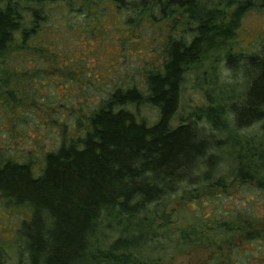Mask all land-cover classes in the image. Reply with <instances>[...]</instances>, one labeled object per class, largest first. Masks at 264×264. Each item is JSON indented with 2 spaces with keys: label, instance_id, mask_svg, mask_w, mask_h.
<instances>
[{
  "label": "trees",
  "instance_id": "1",
  "mask_svg": "<svg viewBox=\"0 0 264 264\" xmlns=\"http://www.w3.org/2000/svg\"><path fill=\"white\" fill-rule=\"evenodd\" d=\"M105 1L139 33L166 30L162 58L139 84L77 109L69 88L94 68L50 29L76 14L73 1L0 0V202L29 214L19 264H149L165 240L168 252L213 249L204 264H264V39L250 54L230 48L264 0ZM223 58L236 82L220 80ZM203 68L205 100L175 124L186 75Z\"/></svg>",
  "mask_w": 264,
  "mask_h": 264
},
{
  "label": "rangeland",
  "instance_id": "2",
  "mask_svg": "<svg viewBox=\"0 0 264 264\" xmlns=\"http://www.w3.org/2000/svg\"><path fill=\"white\" fill-rule=\"evenodd\" d=\"M70 1H73L75 5L74 12L76 14H73L72 18L69 21L66 20V22L76 26L72 31H67L64 28L66 22L56 18V20L53 19V25L50 29L58 30L63 35V37H60V45H58L62 47L66 44L72 57L78 58L80 62L83 61L88 67V74L94 68V73H91L90 77L85 76L86 80L83 81L75 80L69 88L77 109L81 103L85 104L86 109H90L98 106L103 97L115 87H127L132 82L139 84V81L144 78L145 71L151 68V61L158 63L162 58L161 50L165 46L167 31L163 30L160 37V34H158L159 28L154 26L148 33L144 30L142 31L143 34L139 33L134 27L131 26L130 28L125 24L129 19L135 22V15L122 9H116L115 5L108 1L103 3H99V0ZM81 4L85 5V10L87 7L90 9L88 19L86 11H83L82 14L77 12ZM53 15L57 17V11H54ZM95 15L100 16V21L95 20ZM89 22L94 23L96 26L95 33L93 30L91 31L94 34L88 32L89 28L86 31ZM82 27L85 29L80 32ZM262 39H264V13H250L244 19L242 27L239 29L238 35L231 43L230 48L235 53L250 54L258 49ZM221 62L223 67L220 68L219 72L220 80L225 83L233 82L232 76L225 68L224 58ZM204 68L199 72L193 69L188 71L182 89V108L176 116L175 124L180 122V117L187 118L190 111L204 102L206 91L210 89L207 78L210 79L213 76L210 74L209 69L204 71ZM90 83L92 84L89 85ZM64 113H67V111ZM141 114L149 122H154L157 119L158 112L151 106H144ZM262 124H256L246 132L251 135L257 134ZM52 143L50 140L47 142L46 139L39 143V148L46 144L49 148ZM34 145L33 143L28 149L33 150ZM178 201L176 200L174 204L177 208H180ZM260 207L262 206L260 205ZM28 218L29 214L26 209H11L0 202V245L5 252L2 258L3 264H19L21 257L17 246L20 242L14 239L16 229L20 227L24 219ZM256 247L260 248L262 246L258 245ZM255 248L254 250H256ZM212 250L175 246V248L169 249L168 252V240H165L163 247L152 245L151 256L147 259H149V264H204V261L211 257ZM23 260H26V258L24 257Z\"/></svg>",
  "mask_w": 264,
  "mask_h": 264
}]
</instances>
